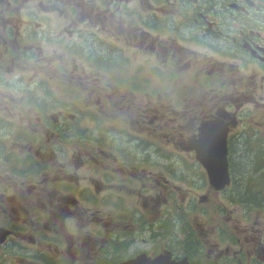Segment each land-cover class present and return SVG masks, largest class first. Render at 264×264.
I'll list each match as a JSON object with an SVG mask.
<instances>
[{"label": "rangeland", "instance_id": "obj_1", "mask_svg": "<svg viewBox=\"0 0 264 264\" xmlns=\"http://www.w3.org/2000/svg\"><path fill=\"white\" fill-rule=\"evenodd\" d=\"M43 1L46 3L54 0ZM101 1L104 6L97 0H59L54 10L55 15L50 16L46 15L48 11L42 8L41 0H0V160L6 163L0 164V238L3 230L13 237L0 244V264H43L36 261L40 256L44 257V254L46 257L52 255L48 257V264H55L54 260L65 264L68 243H76L80 258L89 250L91 257L99 259L101 264H119L113 255L105 254L101 258L98 252L106 239L98 236L97 231L104 228L116 232L115 239L118 243L133 240L130 250L133 253L140 252L138 255L145 252L157 255L168 249L177 260L188 259L193 264H264V113L254 110L252 106L254 98L259 99L264 95V85L255 88L247 74L248 67H244V72H237L233 65H229L221 77L229 78L234 83L227 84L224 81L223 88L217 79L209 81V78L207 81L203 79L201 87H190L187 83L175 84L173 79H170L171 69L168 72L175 54L172 45L191 46L199 50H204L205 47L188 43L187 39L180 38L173 30L172 33L177 34L180 39L176 41L175 35L167 28L163 30L160 23L149 22L140 10H143L148 2L154 4V0H120L121 3L126 2L125 9H140L134 18L138 22L146 21L151 30L150 34L142 35L131 31L132 21L120 23L117 20L119 18L115 19L109 12L106 15L107 0ZM165 1L161 0L163 3ZM178 1L193 9L197 8L196 0ZM197 1L207 2L209 16L216 17L220 26H226L229 24L227 15L231 10H224L223 6H227L230 1L237 3L242 0ZM174 11L175 24L184 27L182 24L186 20L183 18V10L176 7ZM261 14H264V1L252 7L249 16L253 22L263 21L264 16ZM164 15H159V18L163 19ZM85 21H89V26L84 27ZM27 24L31 26L27 28ZM115 24H121L120 32L116 31ZM11 25L13 29L9 27ZM78 26L84 27L81 37L70 33ZM99 26L102 31H99ZM46 28L55 38L47 36L44 32ZM108 28L113 31L107 30ZM160 29L164 35L160 40H156V30ZM109 39L112 41H108ZM102 42H111L112 47L109 48L116 50L125 47L126 50L122 51L124 56L129 54L124 63L113 66L120 68L119 71L123 70L120 71L118 81L129 80L127 85H132L134 80L138 84H142L145 78L149 81L154 78L157 80L153 72L154 77L151 76L150 68H144L150 64L153 71L162 74L168 72L165 81L160 85L172 93L170 98L160 101L163 105L177 101L181 103L179 106L184 108L187 98H202L203 102L211 106L209 98L216 95L220 107L230 112L227 117L220 118L224 121L221 126L225 136L227 131H239L243 124L240 119L247 117L245 134L234 139L231 146L233 154L229 160L231 170L228 176L232 179L230 182L235 183L232 188L212 189L201 166L192 164L193 159H190L187 153L176 151V146L164 143L159 144L158 148H146L132 136L126 137L125 129L121 130L124 136V139H121L113 129L102 123L104 113L97 107V101H100L96 98V91L105 101L104 107L108 109L124 113L128 117L148 116L144 113L147 108V101L143 99L146 97L144 92L137 96V105L128 110L127 101L130 99L131 88H120L118 85L110 87L104 81L94 79L97 71L104 68L105 64L98 58L82 53L89 44H100L107 52L108 46ZM221 46L225 47L224 44ZM55 50L63 57L53 54ZM72 57L75 59L72 60ZM47 60H52L50 65L46 63ZM76 60L80 72L84 69L90 77L89 79L83 71L85 80L80 86L87 85L88 94L78 85L76 89L80 90L82 117H88L93 126L87 127L81 122L76 125L73 120H69L66 128H56L52 133L41 122L44 116L51 119L59 115L73 117L74 114L70 111V100H65L58 90L60 85L54 84L49 74L51 70L59 68L65 70L69 76H75L78 72ZM139 71L142 72L137 73ZM43 72L48 76L43 77ZM109 73L113 74L114 70L110 69ZM190 74L191 70H186L185 74L179 76L182 79L177 82L186 80ZM38 78L40 81L35 82ZM73 82L74 80L71 81ZM93 94L94 102L89 97ZM47 105L56 108L52 115L47 116V112L43 110ZM216 110L213 108L209 112L212 114ZM200 111L204 114V105ZM152 113L147 120L152 118L151 126L157 129L156 136H174L175 132L171 133L170 129L176 121L171 110L155 107ZM76 127L80 130V137L86 133L97 142L104 138L114 139L124 150L140 154L141 159H134V164L139 170L154 172L162 181L170 182L173 195L160 204V209L162 206L169 209L163 215L164 224L158 223L162 211L148 221L126 217L120 210V191L116 197H110L104 183L100 184L98 192L87 180L81 181L75 192L66 182L42 183L41 178L46 171H57L58 168L53 167L52 163H56V160L62 161L66 154L71 155L78 142L63 136L66 132L77 136ZM95 129L98 133H95ZM18 137V152L12 158H7L5 150L8 143ZM57 146L59 149H56ZM31 147L34 152L30 151ZM81 150L87 158L92 155V148ZM173 152L180 153L182 158L175 156ZM222 153L224 154V151ZM108 166V163H105V167ZM97 168V165L89 166L81 170V175L100 177L103 181L102 172L95 174ZM130 170L135 174L137 172L136 169ZM135 186L142 192L146 187H151L152 182L137 179ZM86 187L91 189L84 190ZM109 198L111 202L117 198L118 205H106L104 202L109 203ZM197 198H204L203 212L200 205L196 211H191ZM257 198L262 200L253 203ZM170 199H173V203L169 202ZM59 200L63 201L69 214L64 220L53 216L55 211L62 209L55 208L61 203L54 205ZM126 203H134L133 198L129 197ZM69 204L75 206L74 211L69 210ZM10 213H13V217ZM86 214L90 215L88 219H85ZM72 217L77 220L70 221ZM175 218L176 223L166 221ZM201 223L204 226H201ZM15 224L26 225L28 228L20 230L14 227ZM123 224H127L126 229H123ZM150 237L155 238L153 242L157 245L146 240ZM256 259L260 260L259 263Z\"/></svg>", "mask_w": 264, "mask_h": 264}, {"label": "flooded vegetation", "instance_id": "obj_2", "mask_svg": "<svg viewBox=\"0 0 264 264\" xmlns=\"http://www.w3.org/2000/svg\"><path fill=\"white\" fill-rule=\"evenodd\" d=\"M263 1L264 0H242L237 3L227 2V6H223V9L227 10L229 6L233 9H231L227 15L229 24L226 26H220V22L216 17L209 16V6L208 3L204 1L196 0L195 3L197 4V8L193 9L191 6L185 5L178 0H166L164 3L161 2V0H154V4L148 2L147 6L140 11L148 20L152 16H155L157 22L163 26L162 28H167L171 34H173L172 31L174 30L178 33L180 38L187 39L188 43L205 47L204 50H199L191 46L172 45V48L175 49V54L172 65L168 67V72L169 69H171V80L173 79L175 84L182 85L183 83H187L190 87H201L200 84L203 82V79L207 81L209 78V81L217 79L220 86L223 88L225 86L224 81H226L227 84L234 83L232 80H229V78L223 79L221 77L225 69L229 65H233L237 68V72H239V70L244 72V67H248L247 74L250 76L252 84L256 88L257 86L261 87L264 85V19L263 21L253 22L249 15L252 7L258 6V4H261ZM125 3L126 2L121 3L120 0H108L109 7L106 10V15L107 12H109V14L113 16V13L117 10H121V12L124 13L120 6ZM176 7L183 10V18L186 20V22L182 24L185 25L184 27H179L175 24L174 17L176 16L174 9ZM144 11H146V13H144ZM262 11L263 9L261 7L260 12ZM150 14H152V16H150ZM159 15H164L163 19H160ZM261 15L264 16V14ZM123 16L124 15H122V17ZM182 28H184L183 31ZM133 29L134 27H131V30ZM163 35L161 29L158 31L156 30L155 39L160 40ZM173 35H175L176 41L180 40L177 34ZM221 44H224L225 47H222ZM186 70H191L190 76H188L186 80L177 82V80L182 79V77L179 76L183 73L185 74ZM167 73L162 74L157 71L154 72V75L158 78L156 81L157 88H162L160 84L165 81ZM258 81L259 85H257ZM171 93L172 91L168 90L157 91L151 95L146 92L144 95L146 97H143V99L147 101L145 104L147 108L144 111V113L148 115L147 118H142L139 115L128 117L124 113L111 114L107 111L104 112V115L109 121H114L110 129H113L121 139H124L121 130L125 129L127 131L126 137L132 136L136 140H139L141 144L145 145L146 148L150 146L158 148L159 144L164 143L176 146V151L187 153L188 157L193 159L191 163L200 165L203 174L209 179L207 171L197 158L196 150H192L189 145L191 142L190 138L191 136L197 135L205 122L220 119L219 111L223 109L220 107L216 95H212L209 98L212 102L211 106L203 102L202 98H187L184 101V108L179 106L181 103L177 101L173 103L168 102L165 104L166 106L163 105L160 101L170 98ZM129 96L130 99L127 101L128 110H130L132 106H136V102H139L137 99L138 95H135L131 90H129ZM253 101L254 103L252 106L254 110H259L264 113V95L259 99L254 98ZM256 102H258V104H256ZM203 105L205 115L200 111ZM155 107L171 110L172 116L174 117L173 119L176 121L174 127L170 129L171 133L175 132L174 136L166 135L162 137L159 134L156 136L157 129L151 126L152 118L149 120L150 122L147 120L150 118L149 115H152V112L155 111ZM174 107H176L175 110ZM213 108L217 110L210 114L209 110ZM249 112L250 110L248 109V113ZM246 118H242L241 120L244 121L247 126L248 123ZM262 124L264 125V119ZM245 132L246 128L241 134H239L238 131L235 132L232 141L244 135ZM169 142H171V144ZM84 148H92V155H90L89 158L82 153L81 149ZM173 154L182 158L180 153L179 156L177 152H173ZM141 158L142 156L138 153H131L124 150L123 146L114 139L104 138L99 140L96 145L90 143H88V145L76 144L71 155L69 156L66 154L64 158H62L61 163L64 168L61 169V172L63 177L71 180V186L74 188V192L79 188L83 180L89 181L91 185L96 188V192L100 190L101 183L106 184V190L109 191L108 196L110 197H116L120 191V210L126 217H135L139 221H148L162 211L161 216L158 217V223L161 224V217H163L169 209L165 206H162L160 209V204L162 201L166 202L167 198L173 195V190L168 180L162 181L154 172L149 173L146 170H139L134 164V159ZM105 163H108L109 166L105 167ZM94 165L98 167L95 174H100L102 172L103 181L100 177L81 175V170ZM130 168L136 169V174L132 172ZM137 179L147 182L151 181L152 186L146 187L140 192L135 186ZM133 188H137V190L130 191ZM90 189L91 187H86L84 190ZM104 193L106 195L108 194V192ZM129 197H132L134 200V203L131 205L126 203ZM203 199L204 198H197L191 207V211H196L198 205H200L201 212H203ZM169 202L173 203V199H170ZM104 203L116 207L118 205V200L114 198L111 202V198H109V203H106V201ZM68 216L69 214L66 208L57 214L55 218L64 220ZM89 217V214L85 215V219ZM78 219L80 220V218ZM173 222L176 223L177 220L173 219ZM195 224L197 225V223ZM201 226H204V224L201 223ZM122 227L126 229L127 224H123ZM105 229L107 228L97 231L98 236H103L106 239L104 245L98 249L101 258L105 256V254H111L119 264H122L124 261L134 258L140 253L131 252L130 248L134 242L133 240L118 243L115 239L117 237L116 232ZM154 239V237H150L146 240L151 241L153 245H157L156 242H153ZM113 241L115 242L114 244ZM148 254L150 253L148 252ZM65 257L66 260H69L72 264L101 263L99 259L91 257L89 250L80 258L76 249V243L67 251ZM256 261L259 263L260 260L256 259Z\"/></svg>", "mask_w": 264, "mask_h": 264}, {"label": "water", "instance_id": "obj_3", "mask_svg": "<svg viewBox=\"0 0 264 264\" xmlns=\"http://www.w3.org/2000/svg\"><path fill=\"white\" fill-rule=\"evenodd\" d=\"M209 135V139L206 141L207 142V146L209 145V143L212 141V139L215 137L214 133L211 131H205V133H203L202 136H200V139L198 141H196L194 143V146L191 147L192 150H196L197 153V158L200 161V163L207 169L209 177H210V181L211 183L216 187V188H221L224 186V184L228 181V177L227 174L224 173V175H226V177L222 176L223 173H217L216 171H214L213 169H224V171L227 170V162L225 160L226 158V153L225 155L221 156V155H216V159L221 160L223 159L224 161H214V160H209V159H205V157L203 155H205L204 153H206L207 151H201L204 150L206 145H205V139L206 136ZM223 148L224 152L226 151V143L225 140L221 141L220 143L216 144V147L218 149ZM170 256L171 253L168 252L167 253V257H161L158 260L154 261V262H150L152 264H178L176 262H172L170 260ZM125 264H138L137 261H130L128 263ZM144 264V263H143ZM147 264V263H145Z\"/></svg>", "mask_w": 264, "mask_h": 264}, {"label": "bare ground", "instance_id": "obj_4", "mask_svg": "<svg viewBox=\"0 0 264 264\" xmlns=\"http://www.w3.org/2000/svg\"><path fill=\"white\" fill-rule=\"evenodd\" d=\"M213 133L217 140H221L223 135V129L221 127H218ZM206 138L207 139H205V142L210 138L209 135H207ZM205 145L207 146V142L205 143Z\"/></svg>", "mask_w": 264, "mask_h": 264}]
</instances>
